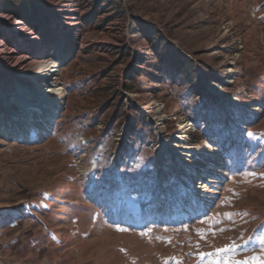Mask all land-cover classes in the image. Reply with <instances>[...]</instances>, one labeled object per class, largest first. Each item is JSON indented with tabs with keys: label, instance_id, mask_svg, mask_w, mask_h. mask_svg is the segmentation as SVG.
<instances>
[{
	"label": "rangeland",
	"instance_id": "1",
	"mask_svg": "<svg viewBox=\"0 0 264 264\" xmlns=\"http://www.w3.org/2000/svg\"><path fill=\"white\" fill-rule=\"evenodd\" d=\"M64 38L66 58L34 50ZM54 65L37 135L1 104L0 264H264V0H0V87ZM216 154L227 173L189 216L182 180Z\"/></svg>",
	"mask_w": 264,
	"mask_h": 264
},
{
	"label": "bare ground",
	"instance_id": "2",
	"mask_svg": "<svg viewBox=\"0 0 264 264\" xmlns=\"http://www.w3.org/2000/svg\"><path fill=\"white\" fill-rule=\"evenodd\" d=\"M14 30L17 32L18 36H26L28 38L29 34L25 33L26 29L20 25V22L14 23ZM33 39V37H29V40ZM34 50L38 57H45L46 54H54L55 59H59L60 57H68V45L67 41L64 38L60 43H57L53 49L47 47V51L43 52L42 47L43 45L37 44ZM14 54L13 50H8L9 57ZM6 55V57L8 56ZM49 55V54H48ZM22 56V55H21ZM5 57V58H6ZM22 58H19V62L21 63ZM54 66L56 68H54ZM53 66L52 74L53 77L40 82L34 74H30V80L23 79L20 76L13 74L9 78L4 80V84L0 87V120L4 115L3 109H1V104H5L7 107L6 111L10 114L12 118V123L15 125V128L18 129L16 126H19L21 131L33 135H37V128L41 127L40 122L35 119V114L38 113L40 116L45 117L47 120L54 122L55 119L59 116L60 108L58 102L51 97V82L54 78V75L59 70L57 65ZM5 67V66H4ZM57 93L61 92L62 87L58 86L56 89ZM8 97H11L10 100ZM13 101V102H12ZM14 103L18 106V109L12 108L11 104ZM13 128V129H15ZM17 131V130H16ZM15 131V132H16ZM231 136V135H229ZM219 156L216 154V157ZM220 171H216L218 173H223V169H219ZM195 175L196 171L194 172ZM217 180L210 177L207 182H216ZM205 194L202 195V198L209 199L211 197V193L214 191L211 187L205 185V189L203 191ZM212 199V198H211ZM197 204V202H194ZM129 206L133 210L134 218L138 219V224L140 227L144 225V221L141 218L140 214V207L139 205L135 204L133 201H129ZM188 210V209H187ZM170 215L167 213V217L169 218Z\"/></svg>",
	"mask_w": 264,
	"mask_h": 264
},
{
	"label": "built area",
	"instance_id": "3",
	"mask_svg": "<svg viewBox=\"0 0 264 264\" xmlns=\"http://www.w3.org/2000/svg\"><path fill=\"white\" fill-rule=\"evenodd\" d=\"M22 27H24V24H22ZM58 105H59V102H58ZM227 105H231V104L228 103ZM59 107H60V105H59ZM163 110H164V105H161L160 108L156 109L155 114L153 113L154 118H155V116L158 115L157 116L158 119L156 118L157 124L154 123V125L162 124V122H160V121H163V118L159 116V113L164 115ZM228 110L230 111V109H228ZM230 113L232 114V110L230 111ZM34 114H35V117L37 115L39 117H42V119L47 121V122H52V121L47 120L45 117L40 116L38 113H34ZM160 118H162V119H160ZM164 118H166V115ZM184 126L188 127L187 131H189L194 126H196V124L192 120L186 119L184 121ZM189 132L184 133V134L190 135ZM21 133L23 134V132H21ZM179 134H182V133H179ZM231 134H232V132H231ZM24 135H28V134L24 133ZM232 138H233V136H231V139ZM162 139H163L162 137L159 139L160 142L156 145L157 149L154 150V153L156 155V166H158V168H159L158 170L165 171V169L168 167L167 160H169V157H171L173 155L174 150L171 147L176 145V143H174V144H170L169 142L166 143V141H162ZM174 147H177V146H174ZM185 153L186 154H184V155H186V156H187V153L189 155H191L190 151H185ZM179 166H180V163H179ZM219 169H223V173L216 172V171H220ZM195 171H196L197 175H191V177L188 180H185L183 178V177H185L184 174H180V175H182L181 180L184 179V180H182V182H183L182 186L184 188L183 189L184 192H183L182 197L184 198V201H186V203H187V205H186L187 208H186L185 214H188L189 216H194V215L200 214L203 211H205L206 208H208L207 206H209L208 204H210L213 193H211V197L209 199L202 198L201 196L205 194L203 192L205 189V185L208 187H211V189L213 190L215 184L218 183L219 180L227 173L226 161L223 157H221V155H219V156L215 157L212 164H210L208 166H203L201 168H197ZM210 177L216 179L217 181L211 182V183L207 182V180ZM187 181H189V182H187ZM165 189H166V185L163 184L160 187V190H161L160 192H161L162 197L166 198L168 193L165 191ZM195 201L197 202V204L194 203ZM167 213H168V215H170L169 218L167 217ZM160 214L164 220L173 219L177 215L176 211L171 212V211H166V210ZM188 215H186V218L188 217Z\"/></svg>",
	"mask_w": 264,
	"mask_h": 264
}]
</instances>
